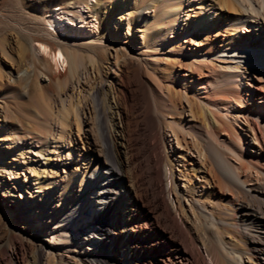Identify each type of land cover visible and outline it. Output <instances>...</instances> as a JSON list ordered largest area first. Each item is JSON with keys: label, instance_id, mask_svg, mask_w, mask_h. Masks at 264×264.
I'll return each mask as SVG.
<instances>
[{"label": "bare ground", "instance_id": "bare-ground-1", "mask_svg": "<svg viewBox=\"0 0 264 264\" xmlns=\"http://www.w3.org/2000/svg\"><path fill=\"white\" fill-rule=\"evenodd\" d=\"M91 12L101 32L87 15L94 35L70 42L113 50L101 105L91 98L96 146L79 136L71 165L67 126L46 148L40 129L19 136L0 107V171L17 190L0 188V264L29 247L17 230L28 224L47 242L41 264H194L181 232L199 239V228L215 264H264V0H97ZM12 70L0 63V87ZM99 107L113 114L107 135Z\"/></svg>", "mask_w": 264, "mask_h": 264}, {"label": "rangeland", "instance_id": "rangeland-1", "mask_svg": "<svg viewBox=\"0 0 264 264\" xmlns=\"http://www.w3.org/2000/svg\"><path fill=\"white\" fill-rule=\"evenodd\" d=\"M96 1L0 0V63H10L13 69L11 78L13 80L8 84L2 80L0 87L2 90L0 107L3 109L1 115L6 118L12 131H16L19 136H21L20 130L22 129H40L45 134L42 133L41 141L45 139L42 143L48 145L46 148L50 147L52 138L57 135L61 127L67 126L69 139L74 148L68 150L73 155L71 165H77L78 152L82 150L79 145L82 144L79 141V136L85 147L89 144L92 147L96 146L98 135L95 130V118L91 112V98L94 96L98 106L101 105L100 82L103 78V70L113 60L111 48L96 49L93 54L88 44L75 45L70 42L74 39L79 40L94 35L89 32V25L85 23L87 15L91 20H96V31L101 32L100 28L104 26V20L99 21L95 13L91 12ZM143 13L146 17H150L153 11L145 9ZM61 17H63L62 21L59 20ZM54 19L53 25L51 21ZM114 30L113 26L109 28V34L112 37ZM43 47L46 51L42 49ZM59 49L64 54H62L65 60L63 67H56L52 59L53 53ZM66 53L72 54L71 62L67 61ZM82 111L85 112L86 120L84 122L82 119L81 124L79 122L78 127H81L77 135V124L74 123V118L77 115L80 119ZM98 112L101 115V131L107 135L112 127L113 114L109 111L102 112L100 107ZM82 118L84 117L82 116ZM64 121L66 124L63 125ZM236 123L240 126L244 125L243 127L245 124L243 121L233 123L234 129L240 133V136L245 137L244 133H241L245 130L237 127ZM164 137L166 138L165 135ZM74 138L78 143L74 144ZM152 138H150L151 142L155 140L154 137ZM107 140H105L106 144H108ZM166 145L169 146L168 140H166ZM65 150L66 148L63 147V152ZM155 152H159L158 148L155 149ZM89 155L90 153L87 151L84 158ZM58 171L60 176L65 174L61 169ZM84 171L79 172L74 185L69 187L68 193L66 192L69 203L79 187L78 183L83 177ZM23 178L24 176H22ZM195 181L197 182L198 179ZM21 184L25 185V182ZM0 188L12 192L17 191L11 186L5 172L2 171H0ZM56 189H59V185ZM116 192V188H114V192L110 194V201L116 199ZM19 193L25 194L24 191ZM171 196L174 198L173 194ZM182 205L184 211L186 210L188 215L191 214L187 203L183 202ZM62 213H65V210H62ZM179 216L180 214H177L176 218H180ZM62 217L56 215L54 221L57 219L61 221ZM8 225L11 224L8 223ZM17 230L23 233L24 242L29 247L18 248L17 253H12V257L4 264H23L27 261H31L30 264H41L43 252L40 245H47V242L43 241L41 235L32 234L37 230L33 224L26 225L24 229L18 227ZM200 230L199 228L201 234L199 239H189L185 236L184 230L183 233L181 232L183 241H186L185 246L190 249L194 264H215L207 252L204 245L206 240ZM60 261L61 257L58 256V262Z\"/></svg>", "mask_w": 264, "mask_h": 264}]
</instances>
